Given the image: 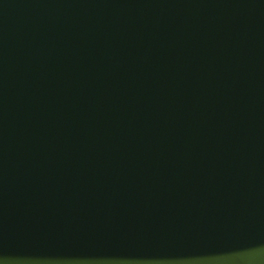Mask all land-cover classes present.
<instances>
[{"label":"water","instance_id":"1","mask_svg":"<svg viewBox=\"0 0 264 264\" xmlns=\"http://www.w3.org/2000/svg\"><path fill=\"white\" fill-rule=\"evenodd\" d=\"M0 264H264V0H0Z\"/></svg>","mask_w":264,"mask_h":264}]
</instances>
